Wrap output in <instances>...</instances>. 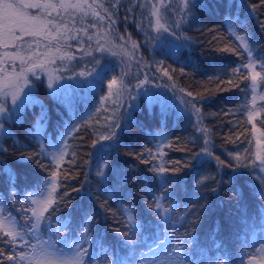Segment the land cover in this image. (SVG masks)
<instances>
[{
  "label": "trees",
  "instance_id": "obj_1",
  "mask_svg": "<svg viewBox=\"0 0 264 264\" xmlns=\"http://www.w3.org/2000/svg\"><path fill=\"white\" fill-rule=\"evenodd\" d=\"M105 2L108 6L113 0H105ZM146 2L154 3L155 0H120V4L112 11L114 12L113 18L121 26L130 30L138 39L141 49L150 63L148 74L137 63L127 73L124 59L117 53L114 55L113 51L103 53L92 51L91 56L78 55L70 62L65 59L67 62L63 61L61 74L63 77L73 78V73L76 75L81 71L88 72L95 67L96 71L100 72V76L93 73L86 80L87 82L72 87L69 93L64 86L65 89L63 88L59 98L65 103L57 102V98L49 91H47L46 97L38 100L47 107V134L50 137L56 139L67 125H78L79 128L68 137L67 155L59 169L61 173L59 183L63 187L59 188L58 192L60 194L69 193L65 199H70L71 204L68 207H62L61 212L56 216L67 217L70 215L71 221L74 220L80 224L81 217L85 213H96L99 221V226L96 229L97 234L103 237L107 246L115 248L117 254L123 256L121 238L111 230V228L120 226L116 223V220L120 219V215L118 213L114 218L111 212H104L100 208V204L106 198L104 188L107 187L109 191L114 189L121 197V201L136 209V217L143 222L146 235H151L153 232L158 236L162 235L161 225L157 223L151 210L146 207V204L151 200L152 193L159 195L158 180L155 174L149 171L151 164L141 163L130 153L142 152L145 146L156 153L158 146L170 143L173 147H163V151L166 153L162 158L163 162L169 169L173 167L182 169L179 173L169 171L166 174L171 180L169 188L171 201L176 205L175 211L170 213L171 217L175 219L171 232L183 234L184 227L181 225L185 224L188 217H185V221L177 219V217L183 215L186 206L191 208L189 201L200 197L202 198L200 203L209 204L211 207L203 215L198 227L199 245L196 248L197 255L193 257L199 262L202 251L205 263L219 254L210 237L217 222L220 225V232L215 239L222 241L229 250L234 247L236 233L241 228L238 217L230 216V211L231 213L236 212V204L240 200V196H234V193L240 190L242 195L240 202L248 205L249 214L253 213L257 207V201L252 193L258 184L259 175V173L255 176L236 175L232 168H219L214 159V156L219 155L221 159L231 160L228 153L240 152L245 155L244 149L249 147L252 152H255V139L251 134V125L247 123L246 115L242 112V106L246 103L247 89L245 85H248L250 81L235 80L234 83L239 87L221 84L220 88H230L231 90L218 91L217 82L209 83L207 78L210 75L219 74L227 80L228 77L224 76L225 70L231 72L237 65L246 62L236 54L241 51L237 47L239 42L224 28V18L229 11L239 21L235 25L236 31L241 35L249 33L253 41L259 42L257 54L264 55V33H261L257 26V17L264 20V7L258 8L256 13L252 14L250 5L258 3V0H203L207 7L194 9L196 21H189L183 24L180 29L175 30L177 35L187 37V39H177L167 32L157 34L149 26V19H153L154 22V18L149 16L147 7L138 6ZM165 2L167 3L168 0ZM178 5L179 0H173V7ZM129 8L131 11H128ZM166 15L170 24L173 19H178L171 10ZM138 24L141 27H137ZM209 29H214V31L210 32ZM213 36L216 39H213ZM229 41L235 51H220L219 49ZM94 57L100 60V65H95ZM165 69L168 71L167 76L164 75ZM181 69L184 70L183 74ZM122 71L127 73L123 79L129 87L134 86V92L127 96V102L120 98L118 104L122 107H119L114 115L113 112L114 109H117V105H114L111 100L102 103L101 98L108 93V81L112 76L120 77ZM145 75L148 77V82L142 87H137V84L144 80ZM41 83L42 86L45 84L43 78L37 85ZM144 85H148L149 91L144 89ZM181 89H184V92H181ZM189 91L194 95L199 92L208 97V100L202 105L198 104L201 107L202 122L200 125L196 124L197 117L186 112L180 103V97L191 99L185 95ZM130 96L137 98L132 100ZM250 99L249 95L247 100ZM157 100L162 101L168 109L166 124L163 126L161 125V104L156 102ZM197 100H199L198 96ZM257 104L258 106L264 105V101L259 100ZM130 105L131 107H129ZM39 114V105L26 106L20 123L9 122L5 124V127L11 129L21 144H27L25 132L34 124L35 116ZM109 118L118 120L121 128L117 129L115 146L106 152L102 159L110 161L123 175H126L127 183L117 184L115 178L110 175L107 185H104L96 176L97 161L101 159L98 149L101 144H106V141H100L96 147H93L92 144L93 141L98 140L101 133L106 132ZM257 123L260 126L259 122ZM197 127L209 130L210 148L213 156L199 157L201 162L196 165L195 169L185 168L183 165L189 161L192 153L199 152L204 146V135L197 131ZM249 140L252 141L251 146H249ZM12 143L11 139L4 141V146L9 147V152L6 155L0 154V161H6L16 171V188L22 197L25 191L42 186L43 178L48 173L30 164L19 163L11 148ZM35 148V143H32L30 149L34 150ZM178 148L185 150L178 151L176 150ZM145 158H147L146 155ZM170 161H179L180 163L174 165ZM160 162L162 161L157 154V158L151 163L159 164ZM231 162L233 165L236 164L235 160H231ZM193 163L195 162L193 161ZM237 171L247 173L251 170L239 169ZM65 175L67 179H65ZM205 175L215 177V181L209 180L207 184L217 187L216 192L203 186L199 190L195 187V179ZM229 177H234V180L230 182ZM217 182H219L218 185ZM145 187L150 188L151 192H145ZM74 188H80V191H73ZM6 190L7 179L0 175V193L6 194ZM146 196L147 199H145ZM12 199L11 196L7 197L6 207L19 217L18 205H13ZM163 203L167 204L168 201ZM118 206L119 202L111 199L106 205L112 211H118ZM105 217L107 218L105 219ZM72 229L75 231L74 228ZM251 236L248 243L258 246L257 243L254 244L257 240H253ZM15 252L18 253L17 247ZM4 264H9V262L5 261Z\"/></svg>",
  "mask_w": 264,
  "mask_h": 264
},
{
  "label": "snow or ice",
  "instance_id": "obj_2",
  "mask_svg": "<svg viewBox=\"0 0 264 264\" xmlns=\"http://www.w3.org/2000/svg\"><path fill=\"white\" fill-rule=\"evenodd\" d=\"M120 4V0H113L108 6H105L101 0H0V49H4L0 53V154H8L9 147L4 146L6 139L13 141L11 148L16 155V159L21 164H30L35 168L47 172L48 175L43 178V190L37 189L35 193L26 192L24 197H20L16 188V171L11 168L6 161H0V175L7 179V190L5 193H0V264L5 261L9 264H204L203 252H200L201 259L199 262L193 257L197 255L196 248L199 245L198 227L203 215L210 209V205L200 203V197H197L188 203L191 208L187 206L183 210V215L177 217L185 221L188 219L184 227L183 234L172 233L169 235L166 225H174L175 219L170 216V213L175 211L176 205L171 201V193L169 188L171 186L170 177L166 174L171 171L179 173L182 169L180 167H173L169 169L163 162V157L166 153L163 147H173L170 143H164L157 147L156 153L151 148L145 146L144 151L139 153H130L135 159L140 160L143 164H151L149 171L155 174L159 183V195L151 194V200L146 204V207L151 210L163 229L162 235H156L153 232L151 235H146L143 227V222L137 219L136 209L131 205L121 201V197L117 195L113 189L109 191L107 187L104 188L106 198L100 204V208L104 212H111L115 218L119 213L120 219L116 220L119 227L111 228V230L121 238V250L124 255H118L115 248L106 246L103 237L99 236L96 229L99 226V221L96 213H85L80 220V224L75 231L71 229V218L69 216H59L62 207H68L71 204L70 199H65L69 193L64 192L60 194L58 189L63 187L59 183L60 171L67 155V145L60 146L49 143L50 137L47 134L48 111L47 107L42 101L34 98L30 85L32 81L31 76H37L36 69H43L46 63H55L58 58L60 60H73L74 55L67 51L71 47L68 41L77 40L79 33L83 32L87 35L88 41L93 39L92 35H88V28H97L98 23L102 24L105 19L109 21L108 29L112 28L115 20L112 19L114 12L112 9ZM139 7H147L149 16V26L155 30L157 34L167 32L177 39H187L177 35V31L181 26L189 21L195 22L196 17L194 9L206 8L203 0H179V5L173 7V0H155L154 3L146 2L139 4ZM264 7V0H258V3L250 5L251 13L255 14L258 8ZM36 10V11H32ZM105 15H101V11ZM171 12L178 19H173L169 23L166 13ZM131 11V8L128 9ZM89 16L95 22H87ZM127 19V17H125ZM148 19V17H145ZM225 30L239 42L237 47L241 49L236 54L241 57L242 62L235 68L228 72L224 71L225 80L219 74L210 75L207 79L209 83L217 82L218 91H229L230 88H220L221 84L239 87L235 84V80L250 81L245 85L247 89L246 103L242 106V112L246 115L247 123L251 125V134L255 139V152L249 148L244 149L245 155L240 152L228 153L231 160H235L233 165L231 160L221 159L219 155L214 156L219 168H232L236 175H258V184L253 190L252 195L257 201L255 211L249 214L248 205L241 203L242 195L240 190L234 193V196H240V200L236 204V212L231 215H236L241 225L240 230L236 233V241L234 247L229 250L225 247L222 241L215 239L220 232V225L217 222L216 228L210 233L213 245L218 255L211 258L208 264H264V239L257 242L258 246H253L248 243L250 236L259 232L264 235V105L257 106V99L264 101V55H258L257 49L259 42L253 41L249 33L239 34L236 31L235 25L239 21L233 17L229 11L225 15ZM84 25L77 27L76 25ZM257 26L261 33H264V20L257 17ZM141 27V25H137ZM212 32L214 29H209ZM147 34V33H146ZM110 35L108 30H105L104 36L101 37L99 32L96 33V52L111 51L108 47L113 44L112 40L108 39ZM30 37L32 39H25ZM105 39V43L101 44V39ZM123 39V37H120ZM213 39H216L213 36ZM41 41H44L45 51L40 52L38 49L41 46ZM63 42V43H62ZM83 43V40L79 41ZM219 42V41H218ZM35 45V48L33 47ZM231 41L226 43L220 51L234 52L235 49L231 46ZM89 49L92 45L89 44ZM121 51L131 57L134 51L139 49L136 42L131 43L133 52H129L123 44L118 46ZM114 55L116 53H113ZM84 55L91 56L92 51H85ZM19 61V65L16 64ZM95 65H100V60L94 57ZM11 65V71L7 69V65ZM140 66V65H138ZM17 68L19 70H17ZM183 69L181 73L183 74ZM95 73L100 76V72L96 71L94 67L91 71H81L78 75L81 77H89ZM127 75L121 72V76H112L108 81V93L101 98V102L111 100L114 105H117L118 110L122 105L118 101L123 96L124 91L128 89L123 77ZM164 75H168L167 69L164 70ZM38 78V77H37ZM63 76L49 75L48 88L53 89V96L57 98V102L65 103L60 100V93L64 86L59 85L54 88V84L58 80H62ZM71 79V77H69ZM171 79V77H169ZM148 82V77L145 75L144 80L137 84V87H142ZM29 91H25V89ZM184 92V89L180 90ZM243 91V90H242ZM185 95L191 99L180 97V103L184 106V110L192 116H196V124L200 125L201 107L198 104H203L208 100V97L197 92H186ZM250 95L251 99L247 100ZM197 96L199 100H197ZM11 99V107L8 106V98ZM115 97V99H112ZM135 100L136 96H130ZM161 104V125L166 124V116L168 113L167 106L162 101H156ZM39 105L40 114L35 116L34 124L25 132V139L27 144H21L19 138L6 128L5 124L11 122L12 124H19L22 120V113L26 106ZM251 105L250 107L248 105ZM131 107V105L129 106ZM260 126H258V123ZM64 126V125H62ZM121 128L118 120L109 118L106 125V132L101 133L98 140L93 141L92 146L100 141L114 142L117 139V129ZM78 125H67L65 132L60 133V137L72 135L74 131H78ZM197 131L204 135V146L199 152L192 153L189 161L183 165L185 168L195 169L196 165L201 161L199 157H212L210 144L211 139L209 130L204 127H197ZM163 136V133H161ZM35 143L36 148L30 149V145ZM251 146L252 141H248ZM114 143L101 144L98 153L101 159L97 161L96 176L99 177L101 184L107 185L109 176L112 175L117 184L127 183V176L123 175L121 171L116 168L110 161L103 160L106 152L114 147ZM49 147L53 151H49ZM184 151V148L176 149ZM189 151H191L189 149ZM157 154L162 162L159 164H152V160L157 158ZM145 155L147 158H145ZM75 156V153H73ZM193 161L195 163H193ZM47 162V163H46ZM74 162V161H73ZM174 165H178L179 161H170ZM239 169H250L249 172L237 171ZM65 179L67 176L65 175ZM215 181V177L205 175L195 179V187L197 190L201 186L211 188L212 192L218 190L217 187H211L207 181ZM230 182L234 177H229ZM219 182H217L218 185ZM145 192L150 193L151 189L145 187ZM73 191L79 192L80 188H74ZM11 196L13 205H20L18 211L23 213H31L28 215H21L19 219L13 213L7 210V197ZM119 202L118 211L106 207L108 200ZM147 199V196L145 197ZM30 201V206H29ZM168 201L167 204L163 203ZM56 218V235L61 238L69 240L65 248H60L55 245H49L48 241H41L39 246L31 245L26 239L33 233L41 231L44 223L51 224L52 220ZM107 217H105L106 219ZM174 238V240H173ZM23 242L25 246L31 247V253L15 252L17 242Z\"/></svg>",
  "mask_w": 264,
  "mask_h": 264
},
{
  "label": "rangeland",
  "instance_id": "obj_3",
  "mask_svg": "<svg viewBox=\"0 0 264 264\" xmlns=\"http://www.w3.org/2000/svg\"><path fill=\"white\" fill-rule=\"evenodd\" d=\"M101 2H103L105 4V6H107L105 0H101ZM89 3H91V0H89ZM100 11H101V15H105L102 10H100ZM112 19L115 20L113 17H112ZM87 22H95V21L93 20V18L91 16H89ZM108 24H109V21L107 19H105V21L102 24L98 23L97 28H88V30H87L88 35H92V37H93V39L91 41H88L87 35H85V33H83V32L79 33V37L77 40L68 41V43L71 44V47L68 48L67 51L71 52L74 55V57H76L78 55H83L86 50L87 51H94V49L96 48V39H97L96 33L99 32L100 36L103 37L105 30H108L110 33V35L108 36V39L112 40L113 44L116 45V46H113L112 44H109L108 47L111 48V51L119 54L124 59L126 66H127V73H129L131 70V67L135 63H137L143 68L144 72L148 74L150 72V63L148 62V59L144 55L138 39L132 34V32L130 30H128L124 26H121L116 20H115V23L112 25L111 29H108ZM76 26L77 27H83L84 25L77 24ZM120 37H123V39H120ZM25 39H32V38L26 37ZM80 40H83L84 42L80 43L79 42ZM133 41L139 45L138 50L134 51L131 48V43ZM100 42H101V44H104L105 39L102 38ZM44 43H46V42L41 41V46L38 49V51H40V52L45 51ZM89 44L92 45L91 49H89V47H88ZM121 44H123L124 47L129 52L134 51V55H132L131 57H129L128 55H125L121 51V49L118 47ZM33 47L35 48V45H33ZM3 51H4V49H0V53H2ZM63 61L57 58L55 60V63H46L43 69H36L37 76H31L30 75V79L32 81L30 88H31L33 96L36 100H39V98L46 97L48 95L47 91L53 93V89H49L47 86L48 82H49V75L51 74L52 76H62L61 69L63 68L62 67L63 63L67 62V60H65L64 62ZM16 64L19 65V61H16ZM6 67L9 71H11V65L10 64L7 65ZM17 70H19V69L17 68ZM78 74L79 73L74 75V73H73L74 79L72 77H71V79H69V77H70L69 76V77H64L62 80H58V82L56 84H54V88H57L59 85H63L66 87V90H68V93H69V91L71 90L72 87H77L81 83L87 82L86 80L89 77H81ZM42 78L44 79L45 84L43 86H42V83L40 85H37V83L40 82L42 80ZM144 86H145L144 89L146 91H149L148 85H144ZM25 91L27 92V91H29V89L26 88ZM133 92H134V86H130V87L128 86V89L126 91H124L121 99L124 102H127V100H128L127 96L132 94ZM113 98H115V97H113ZM258 101H259V98L257 99V102ZM8 106L9 107L12 106L10 97L8 98ZM257 106H258V104H257ZM65 130H63L62 132H65ZM68 137H69V135L64 136V137H60V135H58L56 139H53L52 137H50L49 143L57 144L58 142H60V146L63 147L64 143H66V145H67ZM114 142L106 141L105 143L108 144V143H114ZM48 150L53 151L54 149L49 147ZM37 189L43 190V185L38 187V188H34L32 190L25 191L23 193L22 197H24L26 192L35 193ZM29 206H30V201H29ZM20 207L21 206L18 205V208H20ZM7 210H9V209H7ZM13 215L16 216L17 219H19V217L21 215L30 216L31 213L30 212L29 213H23V214L20 213L19 217L15 213H13ZM56 222H57L56 218H54L52 220L51 224L44 223L42 225L41 231L33 233L32 235L28 236L26 239L29 241V243L31 245L39 246L41 241H48L49 242L48 246L55 245V246L60 247V248H65L68 245L69 240L67 238L61 239L56 235ZM78 226H79V224H77V222H75L74 220L71 221V229L74 228L76 230ZM166 227H167V230L169 232V235H171L172 234L171 228H173V225L169 224V225H166ZM162 232H163V229H162ZM251 238L253 240H257V242H258L261 239H264V235H261L259 232H257L255 234H252ZM173 240H174V238H173ZM257 242H255L254 244H256ZM105 245H106V243H105ZM16 247L18 249V253L19 252H24L26 254L31 253V247L25 246V244L23 242L18 241ZM22 264H23V262H22ZM204 264H208V262H205Z\"/></svg>",
  "mask_w": 264,
  "mask_h": 264
},
{
  "label": "flooded vegetation",
  "instance_id": "obj_4",
  "mask_svg": "<svg viewBox=\"0 0 264 264\" xmlns=\"http://www.w3.org/2000/svg\"><path fill=\"white\" fill-rule=\"evenodd\" d=\"M32 11H36V10H32Z\"/></svg>",
  "mask_w": 264,
  "mask_h": 264
}]
</instances>
